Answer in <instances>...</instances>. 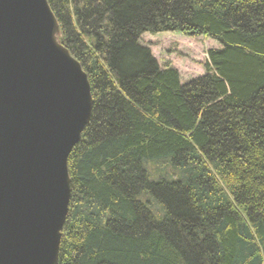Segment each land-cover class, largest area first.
Masks as SVG:
<instances>
[{
    "label": "trees",
    "instance_id": "16d2710c",
    "mask_svg": "<svg viewBox=\"0 0 264 264\" xmlns=\"http://www.w3.org/2000/svg\"><path fill=\"white\" fill-rule=\"evenodd\" d=\"M47 3L92 98L58 264H264V0ZM164 32L218 42L202 76L157 64Z\"/></svg>",
    "mask_w": 264,
    "mask_h": 264
},
{
    "label": "water",
    "instance_id": "95a60500",
    "mask_svg": "<svg viewBox=\"0 0 264 264\" xmlns=\"http://www.w3.org/2000/svg\"><path fill=\"white\" fill-rule=\"evenodd\" d=\"M90 86L47 0H0V264H58Z\"/></svg>",
    "mask_w": 264,
    "mask_h": 264
},
{
    "label": "rangeland",
    "instance_id": "374dc122",
    "mask_svg": "<svg viewBox=\"0 0 264 264\" xmlns=\"http://www.w3.org/2000/svg\"><path fill=\"white\" fill-rule=\"evenodd\" d=\"M140 41L142 45L150 49L159 66H170L178 71L181 83L202 76L205 73L204 66L208 62L207 51L220 47L214 40L202 36L186 37L179 32H164L154 35L145 33L141 36ZM144 165L151 171L156 167L155 165H146V163ZM152 204L157 203L152 201ZM158 206L160 207V205ZM151 209L157 218L162 216V214L158 215L153 207Z\"/></svg>",
    "mask_w": 264,
    "mask_h": 264
}]
</instances>
